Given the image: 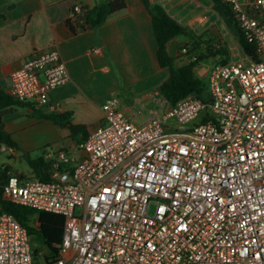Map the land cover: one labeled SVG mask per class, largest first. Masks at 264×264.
<instances>
[{
    "label": "built area",
    "instance_id": "2783aa9c",
    "mask_svg": "<svg viewBox=\"0 0 264 264\" xmlns=\"http://www.w3.org/2000/svg\"><path fill=\"white\" fill-rule=\"evenodd\" d=\"M224 2L259 62L213 64L207 101L190 95L145 124L109 98L84 142L45 149L48 181L7 178L11 202L64 216L52 264H264V0ZM69 81L52 46L11 74V94L47 108ZM0 264H39L28 229L1 208Z\"/></svg>",
    "mask_w": 264,
    "mask_h": 264
},
{
    "label": "crops",
    "instance_id": "0c3cea01",
    "mask_svg": "<svg viewBox=\"0 0 264 264\" xmlns=\"http://www.w3.org/2000/svg\"><path fill=\"white\" fill-rule=\"evenodd\" d=\"M112 1L0 0V16H4L0 18V87L11 94V74L34 51L56 46L66 63L70 81L52 92L49 107L39 109L48 113H71L73 123L86 126L89 132L103 121L102 105L112 97L118 99L120 109L137 124L162 116L170 103L160 94L159 88L169 73L159 64L152 19L142 0H125L127 7L111 15L100 27L73 32L68 24L75 16L76 5L92 9ZM150 2L161 5L197 39L207 35L218 37L217 30L221 31L223 25L228 28L212 0ZM190 42L183 36L169 43L168 52L175 58L177 67L187 64L194 56L195 53L188 52L190 47L186 49ZM243 55L242 49L237 54L230 52V60ZM215 63L206 61L202 73L197 69L199 76L208 78L209 67ZM24 110V114L16 112L3 118L5 129L11 135L17 132L13 126L16 121L31 116L30 109ZM35 122L42 131L56 132L59 149L75 144L69 130L47 120L36 118ZM1 151H8V147H2ZM9 151L15 156V148L10 147ZM9 167L13 173L24 174ZM31 176L32 173L28 177ZM33 246L37 248L36 242ZM47 253L40 251L39 264L47 263Z\"/></svg>",
    "mask_w": 264,
    "mask_h": 264
},
{
    "label": "trees",
    "instance_id": "16d2710c",
    "mask_svg": "<svg viewBox=\"0 0 264 264\" xmlns=\"http://www.w3.org/2000/svg\"><path fill=\"white\" fill-rule=\"evenodd\" d=\"M142 2L152 19V26L158 44L157 58L159 64L169 73L168 79L159 88L160 94L172 105L190 95H196L207 101L209 98L208 84L199 76L197 69L209 60H214L215 64L227 63L231 58L229 48L223 42L218 41L220 40L219 37L207 35V41H204L203 37L197 39L190 29L170 17L161 5L152 4L150 0H142ZM212 2L216 10L222 15L242 51L252 61L259 62L255 45L249 43L244 37L229 5L224 0H212ZM126 7L125 0H114L92 9H87L84 16H75L68 21V24L73 32L82 31L88 27H100L106 23L111 15L124 10ZM0 18H4V16H0ZM183 36H187L191 40L186 49L190 47L188 52L195 53L193 56L195 59L191 58L187 64L177 67L175 58L170 56L168 52V45L174 39ZM18 109H30L32 117L51 121L55 125L69 130L72 141L82 143L88 138V128L84 125L73 123V115L71 113H48L31 103L15 100L12 94L5 92L0 87V148L2 146L17 148L12 135L5 129L3 117L15 113ZM23 156L31 169L32 176L30 178L42 181L50 179L48 172L49 163L42 156L33 158L28 153H24ZM12 173L13 171L9 166L0 164L1 211L14 216L18 222L28 229L31 238L35 235L39 237L48 250L45 261L48 264H52L61 255L65 218L53 212L37 211L33 208L17 205L7 199L3 186ZM18 176L21 178L28 177L24 174H18ZM33 247L37 258L40 251L35 246Z\"/></svg>",
    "mask_w": 264,
    "mask_h": 264
},
{
    "label": "rangeland",
    "instance_id": "374dc122",
    "mask_svg": "<svg viewBox=\"0 0 264 264\" xmlns=\"http://www.w3.org/2000/svg\"><path fill=\"white\" fill-rule=\"evenodd\" d=\"M217 32L218 33L216 36H218L220 39L218 41L223 42L229 48V51L231 53L237 54L238 51H241L240 45L234 38L229 28L223 25L222 30H217ZM203 40L207 41L208 37L205 36ZM212 62L215 63L214 60H212ZM198 70L200 73H202V66H200ZM203 79L208 84V78ZM23 111L25 110L18 109V111L16 112L19 113L18 115H20L24 114ZM10 115H14V113ZM35 120V117L27 116V118L18 120L13 124L17 131L16 134L12 135L13 140L17 144V148H15V156L11 155V152L9 151L10 147H8V151H1L0 153V164L8 166L10 165L13 169L17 170L20 173H24L26 176H30L31 172L27 160L23 156L24 153H28L29 155H31V157L37 158L43 156L44 151L47 148L59 149L58 147H60V140L57 137L56 132L50 130L42 131L41 127L39 125H36L37 123L35 122ZM5 147L7 148V146ZM35 242L37 249L46 254L48 250L46 246L43 245L39 237H37V235H35L32 240L33 244H35Z\"/></svg>",
    "mask_w": 264,
    "mask_h": 264
}]
</instances>
